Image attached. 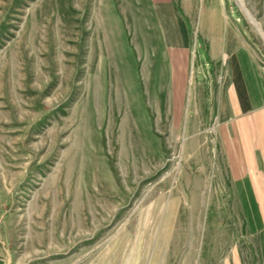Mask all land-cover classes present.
I'll list each match as a JSON object with an SVG mask.
<instances>
[{
    "label": "rangeland",
    "instance_id": "obj_1",
    "mask_svg": "<svg viewBox=\"0 0 264 264\" xmlns=\"http://www.w3.org/2000/svg\"><path fill=\"white\" fill-rule=\"evenodd\" d=\"M147 1L0 0V264H243L245 205L215 136L221 55L264 77V39L237 0H175L180 127L137 46L158 41ZM241 1L264 36V0Z\"/></svg>",
    "mask_w": 264,
    "mask_h": 264
},
{
    "label": "crops",
    "instance_id": "obj_2",
    "mask_svg": "<svg viewBox=\"0 0 264 264\" xmlns=\"http://www.w3.org/2000/svg\"><path fill=\"white\" fill-rule=\"evenodd\" d=\"M147 6L158 41L153 43L142 33V38L137 37L144 44L137 46L143 55H152V62L146 64L153 73L158 72L159 80L156 77L154 86L160 83L164 91L166 117L174 125H184L186 84L191 69L186 15L175 0H148ZM221 57L226 61L219 87L221 126L215 133L216 142L226 161L232 187L245 205L253 243L248 253L244 251L243 264H264V77L251 56L243 51ZM159 109L161 106H157L156 124L163 122Z\"/></svg>",
    "mask_w": 264,
    "mask_h": 264
},
{
    "label": "bare ground",
    "instance_id": "obj_3",
    "mask_svg": "<svg viewBox=\"0 0 264 264\" xmlns=\"http://www.w3.org/2000/svg\"><path fill=\"white\" fill-rule=\"evenodd\" d=\"M238 1V5L242 8L244 14L246 15V17L249 19V21L255 26L256 30L259 32V34L263 37L262 32L257 24V22L254 20V18L249 14V12L244 8L242 1L241 0H237ZM219 38V37H218Z\"/></svg>",
    "mask_w": 264,
    "mask_h": 264
}]
</instances>
